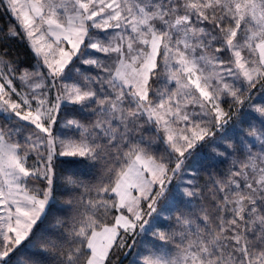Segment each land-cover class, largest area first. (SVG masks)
Listing matches in <instances>:
<instances>
[{"label": "snow or ice", "instance_id": "snow-or-ice-1", "mask_svg": "<svg viewBox=\"0 0 264 264\" xmlns=\"http://www.w3.org/2000/svg\"><path fill=\"white\" fill-rule=\"evenodd\" d=\"M0 10V264H264V0Z\"/></svg>", "mask_w": 264, "mask_h": 264}, {"label": "trees", "instance_id": "trees-1", "mask_svg": "<svg viewBox=\"0 0 264 264\" xmlns=\"http://www.w3.org/2000/svg\"><path fill=\"white\" fill-rule=\"evenodd\" d=\"M5 12L0 10V29H7L10 25L7 18H5ZM10 22L14 24V19L9 17ZM3 47V45H0ZM9 55L15 60L21 67L32 68L35 65L36 58L32 51L29 49L26 43L20 42L19 39H14L8 43ZM46 227L45 224H41L37 229V236L41 234V230Z\"/></svg>", "mask_w": 264, "mask_h": 264}, {"label": "rangeland", "instance_id": "rangeland-1", "mask_svg": "<svg viewBox=\"0 0 264 264\" xmlns=\"http://www.w3.org/2000/svg\"><path fill=\"white\" fill-rule=\"evenodd\" d=\"M4 15H5V18H7L8 22L12 24V22H10V20H9V17H11V18H13V17H12L10 14H6V13H5ZM13 19H14V18H13ZM14 24H16L15 19H14ZM19 41H20V42H23V43H26V42H24V41H22V40H20V39H19ZM26 44H27V43H26ZM36 63H37V61L35 62V64H36Z\"/></svg>", "mask_w": 264, "mask_h": 264}]
</instances>
